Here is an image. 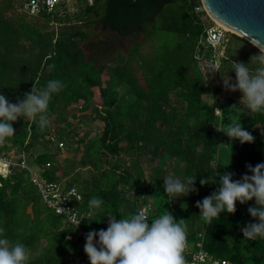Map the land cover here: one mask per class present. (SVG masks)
Masks as SVG:
<instances>
[{"label":"trees","instance_id":"1","mask_svg":"<svg viewBox=\"0 0 264 264\" xmlns=\"http://www.w3.org/2000/svg\"><path fill=\"white\" fill-rule=\"evenodd\" d=\"M26 1L0 0V94L16 103L33 85L63 84L50 101L47 127L21 117L15 135L0 142V154L13 161L0 174V227L26 246L28 264H70L71 253L77 264H89L86 234L106 230L108 216L119 220L142 207L149 222L166 210L185 219L186 238L201 240L213 256L264 264V239L247 240L241 232L257 222L247 211L254 200L237 202L235 214L222 212L207 225L195 206L220 186L219 176L204 186L201 179L217 171L239 180L251 175L247 165L264 163V113L229 112L233 104L243 108L241 93L225 91L222 80L228 75L234 82L231 61L249 64L259 49L229 30L220 45H211L207 29L215 22L202 0H62L36 14L24 8ZM96 26L111 32L107 55H95ZM233 120L255 141L230 140L223 160V132L215 127ZM155 160L148 174L144 162ZM36 173L65 192L76 189L80 198L72 195L70 204L77 227L46 204ZM169 174L195 177L198 191L169 196ZM93 197L104 201L101 208L89 209Z\"/></svg>","mask_w":264,"mask_h":264},{"label":"clouds","instance_id":"2","mask_svg":"<svg viewBox=\"0 0 264 264\" xmlns=\"http://www.w3.org/2000/svg\"><path fill=\"white\" fill-rule=\"evenodd\" d=\"M259 49L258 55H253L249 64L231 61L235 72V81L228 75L222 76L223 87L228 92H240L239 103L243 108L233 104L231 110L246 109L250 115L264 113V47L252 43ZM257 63L252 68L250 64ZM51 67L49 70H51ZM219 72L218 69L213 70ZM63 84L58 80H49L43 87L33 85L30 92L25 93L23 99L12 103L0 94V142L15 135L13 124L21 117L36 120L38 126L44 129L50 124L49 104L54 93H58ZM216 114L223 117L221 109L216 108ZM217 131L223 132L230 140H239L241 144L253 143L255 137L244 129L241 122L233 120ZM227 164L224 167H228ZM251 175L244 174L241 179L234 180V173L223 174L215 172L209 179L200 180L204 186L215 183L219 176V188L196 202L203 222L211 224L213 219H219L222 212L235 214L236 204H247L255 201V206L247 209L250 216L256 220L241 228L244 239H264V163L254 167L246 166ZM195 177H187L181 181L169 174L164 178V191L175 199L187 196L198 191L195 187ZM104 201L93 197L89 201V209H99ZM92 213L90 212L89 215ZM79 221L76 227L80 224ZM98 237V240L96 239ZM186 220H177L173 214L165 213L153 218L149 222V214L138 209L126 218L116 219L108 216L107 229L98 232L93 230L86 234L84 252L89 264H186L184 251L187 246ZM29 252L26 246L19 241H12L6 235V230L0 227V264H28Z\"/></svg>","mask_w":264,"mask_h":264},{"label":"built area","instance_id":"3","mask_svg":"<svg viewBox=\"0 0 264 264\" xmlns=\"http://www.w3.org/2000/svg\"><path fill=\"white\" fill-rule=\"evenodd\" d=\"M60 1L62 0H27L24 8L30 13L36 14L43 7H46L49 10L53 9ZM214 22L215 23L207 29V41L213 46H218L222 42L228 30L222 24L216 21ZM59 145L64 147L63 142H60ZM34 182L37 184L46 204L54 208L57 212L65 214L71 222L77 225L80 221L79 216L74 207L70 204L72 195H76L80 198L76 189L70 188L67 192H65L59 184L49 182L37 173L34 175ZM141 209L148 213L147 207H142ZM184 256L186 264H239L227 258L211 255L203 247V242L201 240L190 242L187 239Z\"/></svg>","mask_w":264,"mask_h":264},{"label":"water","instance_id":"4","mask_svg":"<svg viewBox=\"0 0 264 264\" xmlns=\"http://www.w3.org/2000/svg\"><path fill=\"white\" fill-rule=\"evenodd\" d=\"M202 4L214 21L264 47V0H202Z\"/></svg>","mask_w":264,"mask_h":264},{"label":"rangeland","instance_id":"5","mask_svg":"<svg viewBox=\"0 0 264 264\" xmlns=\"http://www.w3.org/2000/svg\"><path fill=\"white\" fill-rule=\"evenodd\" d=\"M66 1H67L68 5H73V3L76 2V0H66ZM92 30L97 32V34L92 39L93 42H95L94 47H96L94 49V51L96 53L95 55H97V56H100L101 54L107 55L110 52H112L111 42H110V40L112 38L111 32L106 27H101V26H96ZM89 53H90V51H89ZM137 72H138V74H140L139 70H137ZM234 93H236V92H234ZM101 124L102 123H100L99 125H95L92 128V132H93L92 134L99 132V130H101V128H102ZM220 150L222 153V159L227 160V157L225 155L228 154L229 150H230V139L224 133H221V137H220ZM12 162L9 159V157H6L5 155L0 154V174L7 175L10 171V163H12ZM156 163H157V160H155V162H144V168L147 169L148 174H150V172H151V167L153 165H155ZM182 200H183V198L181 200H176V202L179 201V203H180V202H182ZM67 258L70 261V264H77V261L75 260L74 254H72V253L69 254L67 256Z\"/></svg>","mask_w":264,"mask_h":264},{"label":"bare ground","instance_id":"6","mask_svg":"<svg viewBox=\"0 0 264 264\" xmlns=\"http://www.w3.org/2000/svg\"><path fill=\"white\" fill-rule=\"evenodd\" d=\"M217 22L220 23V24H222L227 30H230V28H229L227 25L223 24V23L220 22L219 20H217ZM2 161H3V160H2Z\"/></svg>","mask_w":264,"mask_h":264}]
</instances>
